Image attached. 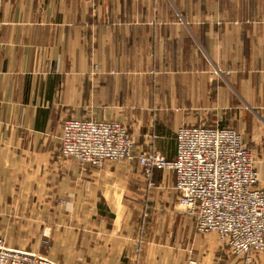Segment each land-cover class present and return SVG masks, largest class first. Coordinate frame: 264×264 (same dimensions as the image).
Wrapping results in <instances>:
<instances>
[{
	"label": "crops",
	"instance_id": "0c3cea01",
	"mask_svg": "<svg viewBox=\"0 0 264 264\" xmlns=\"http://www.w3.org/2000/svg\"><path fill=\"white\" fill-rule=\"evenodd\" d=\"M67 120L123 125L134 158H62ZM200 124L238 133L264 186V0H0L10 247L54 264H241L178 207L173 171L146 178L136 158L174 160L178 129Z\"/></svg>",
	"mask_w": 264,
	"mask_h": 264
},
{
	"label": "built area",
	"instance_id": "2783aa9c",
	"mask_svg": "<svg viewBox=\"0 0 264 264\" xmlns=\"http://www.w3.org/2000/svg\"><path fill=\"white\" fill-rule=\"evenodd\" d=\"M127 129L115 122L67 120L62 126L60 154L81 164L101 165L134 158ZM146 178L154 170L173 171L177 205L201 235L215 234L241 264L264 257V186L255 157L232 129L182 126L176 134V156H136ZM0 264H54L47 257L10 247L0 239Z\"/></svg>",
	"mask_w": 264,
	"mask_h": 264
},
{
	"label": "rangeland",
	"instance_id": "374dc122",
	"mask_svg": "<svg viewBox=\"0 0 264 264\" xmlns=\"http://www.w3.org/2000/svg\"><path fill=\"white\" fill-rule=\"evenodd\" d=\"M92 121V120H91ZM111 122V121H110ZM115 123H117V122H115ZM255 160H256V158H255ZM256 165H258V163H257V160H256ZM64 201V200H63ZM63 201H60L61 203H64ZM215 235V234H214ZM1 240H3L2 238H0ZM4 241V240H3ZM5 243H6V241H5ZM7 244V243H6ZM43 244H48L47 242H43ZM34 253H37V252H34Z\"/></svg>",
	"mask_w": 264,
	"mask_h": 264
}]
</instances>
